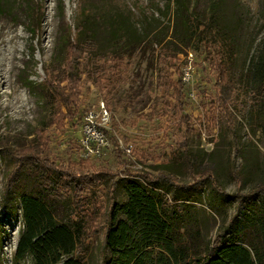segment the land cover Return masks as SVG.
Wrapping results in <instances>:
<instances>
[{"label": "rangeland", "instance_id": "1", "mask_svg": "<svg viewBox=\"0 0 264 264\" xmlns=\"http://www.w3.org/2000/svg\"><path fill=\"white\" fill-rule=\"evenodd\" d=\"M3 2L0 264H32L29 257L15 261L14 255L23 227L19 196L35 194L37 187L30 165L18 166L13 153L38 140L47 144L44 154L58 163L90 156V162L112 173L95 188L103 204L101 214L111 198L125 201V172L175 178L173 186L162 183L154 194L166 198L175 211L181 243L193 254L208 250L250 192L261 190L256 206L261 209L264 112L252 97V65L264 52V0H64L63 11L59 0ZM85 14L101 20L96 53L111 55L130 44L128 58L118 82L101 89L95 80L105 74L108 63L97 62L93 55L87 58L81 67L85 73L79 118L60 123L57 106L42 83L48 76H66V44L75 40L74 25ZM180 15H188L194 24L215 17L217 27L234 38L229 77L233 93L227 110L212 103L215 75L200 35L189 41L186 37L185 44L180 41L187 36ZM107 24L124 28L123 36L113 34ZM169 63L189 69L179 112L174 89L178 75ZM179 115H186L188 123L182 124ZM16 168L14 187L6 193ZM133 180L145 187L139 177ZM104 216L89 240L85 264L109 259ZM236 242L259 264L252 241L245 237Z\"/></svg>", "mask_w": 264, "mask_h": 264}, {"label": "trees", "instance_id": "2", "mask_svg": "<svg viewBox=\"0 0 264 264\" xmlns=\"http://www.w3.org/2000/svg\"><path fill=\"white\" fill-rule=\"evenodd\" d=\"M59 4L63 11L64 0H59ZM3 6L4 2L0 0V9ZM180 16L184 17L187 34L180 41L185 44L186 37L189 41L200 35L205 44V56L215 75L216 93L212 103L227 110L233 93L229 77L234 62V38L217 27L215 17H210L207 23L194 24L188 15ZM100 23V18L92 21L85 14L74 25L75 40L66 44V76L61 79L48 76L43 80V86L57 106L56 120L60 123L79 118L81 76L85 73L81 67L87 58L93 55L98 57L97 62L103 59L108 63L105 74L103 72L95 80L100 89L114 86L125 66L130 44L111 55L96 53L100 51L97 41ZM105 28L112 29L113 34L118 33L121 37L124 34V28L120 26L107 24ZM169 65L178 75L174 89L179 112L186 86L182 65H187V62H183L181 67L173 63ZM252 66V97L259 101L258 105L264 112V52ZM179 121L186 124L188 117L179 115ZM99 129L103 132L102 128ZM46 148L47 144L38 140L13 153L18 166L30 165L37 187L35 194L22 193L19 196L23 227L16 243L15 261L29 257L32 264H85L89 240L100 228V217L105 214L103 243L109 252L105 264H257L250 250L236 242L245 237L256 247L259 264H264V194L261 195V209L256 208L260 189L244 196L235 215L204 254H193L181 243L173 217L175 211L167 204L166 198L154 194L163 184L173 186L175 178L167 179L162 174L152 176L146 172L135 176L125 172V201L119 203L111 198L106 212L101 214L103 204L95 188L112 173L90 162V156L81 157L77 162L70 159L58 163L44 154ZM172 153L175 154L176 150ZM17 171L16 168L10 174L6 193L14 187ZM134 177H139L145 187L134 181Z\"/></svg>", "mask_w": 264, "mask_h": 264}, {"label": "built area", "instance_id": "3", "mask_svg": "<svg viewBox=\"0 0 264 264\" xmlns=\"http://www.w3.org/2000/svg\"><path fill=\"white\" fill-rule=\"evenodd\" d=\"M183 80L186 82L189 80L190 76H189V69L187 67H185L183 69ZM104 114L106 115V111H104ZM106 118V116H104ZM88 130H90L89 128H87Z\"/></svg>", "mask_w": 264, "mask_h": 264}]
</instances>
